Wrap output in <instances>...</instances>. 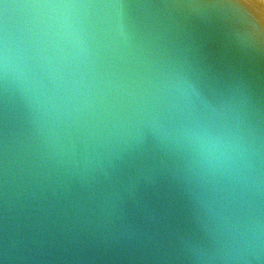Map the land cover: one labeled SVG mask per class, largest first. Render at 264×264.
Segmentation results:
<instances>
[{"label": "water", "instance_id": "water-1", "mask_svg": "<svg viewBox=\"0 0 264 264\" xmlns=\"http://www.w3.org/2000/svg\"><path fill=\"white\" fill-rule=\"evenodd\" d=\"M0 264H264V0H0Z\"/></svg>", "mask_w": 264, "mask_h": 264}]
</instances>
